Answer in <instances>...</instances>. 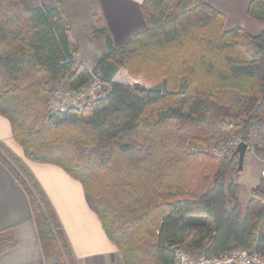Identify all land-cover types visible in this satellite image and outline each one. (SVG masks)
<instances>
[{
    "label": "trees",
    "instance_id": "1",
    "mask_svg": "<svg viewBox=\"0 0 264 264\" xmlns=\"http://www.w3.org/2000/svg\"><path fill=\"white\" fill-rule=\"evenodd\" d=\"M207 3L144 0L148 27L121 47L106 35V53L90 70L59 5L0 0V114L29 161L59 165L82 183L123 264H175L179 248L194 258L239 247L264 255V178L243 204L241 184L229 178L233 158L187 150L191 140L239 134L248 143L253 124L264 122V29L227 30ZM248 12L264 24V0ZM122 68L155 85L115 82ZM95 75L108 84L105 95L80 109H48L50 82L78 90ZM5 152L44 254L78 264L28 164L0 141L1 159Z\"/></svg>",
    "mask_w": 264,
    "mask_h": 264
},
{
    "label": "crops",
    "instance_id": "2",
    "mask_svg": "<svg viewBox=\"0 0 264 264\" xmlns=\"http://www.w3.org/2000/svg\"><path fill=\"white\" fill-rule=\"evenodd\" d=\"M143 1L46 0L42 4L60 6L63 15L72 24L71 43L81 46V55L83 42L90 45L96 39L101 40L109 35L114 45L121 47L134 34L145 30L148 22L142 8ZM251 1L207 0V4L225 16L227 30L242 28L252 35H259L264 29V24L249 15ZM96 20L102 24L103 32L100 31ZM106 50L107 48L102 56ZM78 58L81 61L80 56ZM97 62L91 67L82 63L92 70ZM117 75L115 82L127 84L120 81ZM12 136L10 120L0 114V141L12 148ZM27 164L52 204L80 264H112L110 262L114 260V254H117L116 245L110 241L100 218L89 206L82 183L64 168L51 162L27 161ZM246 166L248 167V164ZM250 171L253 182L256 183L260 171L253 167ZM28 198L13 171L0 158V264H46V260L50 258L41 249Z\"/></svg>",
    "mask_w": 264,
    "mask_h": 264
},
{
    "label": "rangeland",
    "instance_id": "3",
    "mask_svg": "<svg viewBox=\"0 0 264 264\" xmlns=\"http://www.w3.org/2000/svg\"><path fill=\"white\" fill-rule=\"evenodd\" d=\"M43 2H46V0H31V1H28L27 3L29 5H38V4L40 5ZM96 21L99 24V21L98 20H96ZM99 27H102V24ZM96 40L93 43H91L90 45L88 43L87 44H85L84 42L82 43V46H83L82 52H81V55H79V56L81 58V61L87 67H91L95 62H97V60L99 59V57L102 56V54H103V52L107 46L106 45L107 38L105 36L101 40H99V39H96ZM120 70L121 71L119 72L117 77L120 81H123L124 83L130 84L132 86H135L136 84H140V85L147 87V88H151L155 85L154 82L148 80L142 74L141 75H134V74L130 73V71L127 70V68H122ZM95 78H100V77L95 75L94 79ZM127 84H124V85H127ZM103 87H109V86H108V84L107 85L104 84ZM58 90H59V88H58L57 84H55L54 82L49 83V91H50V97L49 98H50V100H49L48 109L52 112H54L55 110H54V108L51 107V105H53L54 107H57L60 105V103H62L61 99L52 98L55 95V92ZM103 93H105L104 89H102L100 95H102ZM90 102L91 101L88 100V102L85 103L83 105V107H86V105ZM233 137H239L241 139V142L243 141L242 134L234 135ZM218 142H219V140H218ZM212 143L215 144V143H217V141H214V142L212 141ZM212 143H202L199 141H192L191 140L188 142L187 150L189 148V151H197V150L200 151V147H205L208 144H212ZM3 144H5V143H3ZM248 144L250 147H249L248 153L246 154L244 171L236 173V174H235V172L229 174L230 179L233 177L236 178L237 181L242 186L241 191L239 192V198H240V201L242 200L241 203H243V204L247 203L248 199L250 198V196L252 194V189L255 187V184H257V182L261 178H264L263 174H262V171L264 170V122H262V123L259 122V123L253 124V126L250 130V137H249ZM5 146H6V144H5ZM6 150H8L9 153L14 154L20 160H23L24 162H26V164H27V161H29L25 156V152H24L23 147L15 140V138L13 139V147L11 148V147L6 146ZM209 154H211V153H209ZM211 155H213V154H211ZM231 156L232 155L229 154L226 157H231ZM10 158L11 157L7 152L2 154V159H4L6 161V163L3 160L2 161L14 173H16V172H18V167L16 166L15 162H14V164L11 162ZM233 161H234L233 168L236 169V167L238 166L237 165V158L233 159ZM247 164H248V167L246 166ZM14 165H15V167H14ZM251 167H253L255 170L260 171V176H259V179H257L258 181L256 183H255V181L253 182V179H252V175H251V171H250ZM252 186H254V187H252ZM115 247L117 248V245ZM49 256H50V258H49V260H46V264H57V262H58L57 257L54 254H51ZM120 257H121L120 253H119L118 248H117V254L116 253L114 254V260L110 263H112V264H123L122 259ZM262 259L264 260V255H262ZM76 260H77V258H76ZM78 264H80L79 261H78Z\"/></svg>",
    "mask_w": 264,
    "mask_h": 264
},
{
    "label": "built area",
    "instance_id": "4",
    "mask_svg": "<svg viewBox=\"0 0 264 264\" xmlns=\"http://www.w3.org/2000/svg\"><path fill=\"white\" fill-rule=\"evenodd\" d=\"M59 90L55 92L52 98H59L62 100L59 106L54 107V112H65L69 108H82L85 103L90 100L95 101L100 95L103 85L105 84L101 78H95L91 82L86 83L78 90H73L62 82H55ZM241 139L239 137H227L217 141L215 144H208L205 147H200V151L208 152L216 157L224 158L229 154L232 155ZM198 151V150H197ZM264 177V170L262 171ZM175 264H264L262 254L258 252H250L244 248H237L230 253L222 254L220 256H201L194 258L190 251L184 248L176 250Z\"/></svg>",
    "mask_w": 264,
    "mask_h": 264
},
{
    "label": "water",
    "instance_id": "5",
    "mask_svg": "<svg viewBox=\"0 0 264 264\" xmlns=\"http://www.w3.org/2000/svg\"><path fill=\"white\" fill-rule=\"evenodd\" d=\"M249 144L245 141L240 142L234 153L232 154L231 158H237V169L236 173L243 172L245 169V160L246 154L249 150Z\"/></svg>",
    "mask_w": 264,
    "mask_h": 264
}]
</instances>
